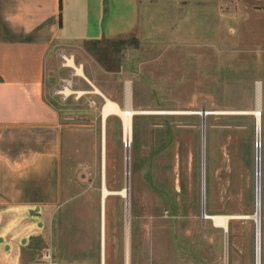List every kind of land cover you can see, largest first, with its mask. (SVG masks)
<instances>
[{
  "label": "rangeland",
  "instance_id": "374dc122",
  "mask_svg": "<svg viewBox=\"0 0 264 264\" xmlns=\"http://www.w3.org/2000/svg\"><path fill=\"white\" fill-rule=\"evenodd\" d=\"M175 1L158 15L159 6L143 12L136 33L85 42L75 47L77 53L57 51L47 60L45 93L63 125V198L46 215L47 246L31 264L45 254L52 264L59 258L63 264H101L102 241L104 264H124L125 199L112 193L101 200V186L116 192L126 174L130 264H255V223L241 216L254 212L256 133L250 111L258 82L264 264V3ZM63 53L73 55L92 83L74 75V89L84 91L78 97L54 94L70 77L71 68L61 65ZM92 85L121 108L129 99L135 111L130 143L118 114L102 120L104 98ZM202 108L209 111L204 182L196 113ZM201 204L205 213L238 217L229 219L224 232L202 219Z\"/></svg>",
  "mask_w": 264,
  "mask_h": 264
},
{
  "label": "crops",
  "instance_id": "0c3cea01",
  "mask_svg": "<svg viewBox=\"0 0 264 264\" xmlns=\"http://www.w3.org/2000/svg\"><path fill=\"white\" fill-rule=\"evenodd\" d=\"M193 2V0H189ZM225 4V0H216ZM225 1V2H224ZM175 0H0V264H31L60 205L61 131L45 91L56 52L136 33ZM241 7L264 0H237ZM63 264L64 259H57Z\"/></svg>",
  "mask_w": 264,
  "mask_h": 264
},
{
  "label": "bare ground",
  "instance_id": "6f19581e",
  "mask_svg": "<svg viewBox=\"0 0 264 264\" xmlns=\"http://www.w3.org/2000/svg\"><path fill=\"white\" fill-rule=\"evenodd\" d=\"M64 57L65 65L71 68V72L73 75L80 76L87 80L89 83V79L84 75L81 64L77 65L74 62V58L72 57L73 55L67 56L62 54ZM92 84V83H91ZM93 86V92L100 93L101 95L102 92L95 86ZM128 90L129 87L128 85L126 86V91L127 94L126 96L128 97ZM78 94L84 93L82 90H77ZM104 98V103L101 108V114H102V120L106 118V116L110 113H116L120 116L123 127H124V139L125 141L129 140V143L131 141V133H132V115L135 112L129 104V99H126V105L124 108H121L115 101L105 97ZM260 105H261V91H260V84L259 82L256 83L255 87V108L250 111V113L254 116L255 120V140L260 141L261 137V112H260ZM207 115L209 111L205 110ZM200 111L196 112L199 113ZM115 114V115H116ZM105 121V120H104ZM127 143V142H126ZM261 144V143H260ZM256 147V162H255V156H254V168L256 166V176H255V171H254V212L251 215H245L241 217L245 218H251L253 222L255 223V255H254V261L255 264H261V231H260V226H261V166H262V158H261V149ZM128 149H126V153H128ZM205 163V159H204ZM201 166H203L201 162ZM129 168V162L126 161V169ZM128 171V170H127ZM202 171V167H201ZM202 175V174H201ZM202 182H204L202 180ZM129 186H130V179L128 174H126L125 179H124V186L118 190V191H109L104 185L101 186V191H102V196L101 200H103L108 194L112 193H118L120 194L124 199L126 203V214H125V221H126V232H125V257H124V264H130L129 261V214H128V205H129ZM204 204H201V215L203 214L202 212V207ZM101 214H104V209L101 207ZM204 218L202 219H209L214 226H217L221 228L224 232H227L228 230V222L231 217H238V215H229V214H211V213H205L204 211ZM101 231L102 233L104 232V225L101 223ZM103 253V247L100 246V255ZM104 255V253H103ZM69 264H90V263H69Z\"/></svg>",
  "mask_w": 264,
  "mask_h": 264
},
{
  "label": "built area",
  "instance_id": "2783aa9c",
  "mask_svg": "<svg viewBox=\"0 0 264 264\" xmlns=\"http://www.w3.org/2000/svg\"><path fill=\"white\" fill-rule=\"evenodd\" d=\"M61 57L63 59L61 65L68 67L67 65H65L64 57L62 54ZM73 76L74 75L72 74V72H70V77L63 79L59 84V86L56 89H54V94H57L62 99H66L68 96L73 94H75L78 97L80 94L77 93V89H74ZM49 257L50 256L48 254H45L42 258L35 261L33 264H52Z\"/></svg>",
  "mask_w": 264,
  "mask_h": 264
},
{
  "label": "water",
  "instance_id": "95a60500",
  "mask_svg": "<svg viewBox=\"0 0 264 264\" xmlns=\"http://www.w3.org/2000/svg\"><path fill=\"white\" fill-rule=\"evenodd\" d=\"M205 109L202 108V110H200V112L198 114H200L201 116V162L203 164L202 166V171H201V178L202 180L204 181V123H205ZM256 128V127H255ZM260 145V141H256L255 140V149L257 146ZM255 162H256V150H255ZM126 173V172H125ZM255 176H256V166H255ZM204 197V196H203ZM202 197V198H203ZM102 204H103V201H102ZM104 206V205H103ZM202 212L203 214L201 215L202 218H204V206L202 207ZM103 216V215H102ZM231 218H234V217H231ZM103 221V220H102ZM104 223V222H103ZM102 232V231H101ZM102 236H103V233H102ZM101 247H103V241H102V245ZM103 253H104V247H103ZM103 253L101 254V264H104V256H103Z\"/></svg>",
  "mask_w": 264,
  "mask_h": 264
}]
</instances>
